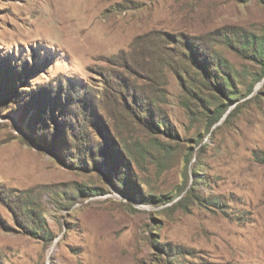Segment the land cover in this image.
<instances>
[{"label": "rangeland", "instance_id": "1", "mask_svg": "<svg viewBox=\"0 0 264 264\" xmlns=\"http://www.w3.org/2000/svg\"><path fill=\"white\" fill-rule=\"evenodd\" d=\"M67 1L0 0V264H264V0Z\"/></svg>", "mask_w": 264, "mask_h": 264}, {"label": "bare ground", "instance_id": "2", "mask_svg": "<svg viewBox=\"0 0 264 264\" xmlns=\"http://www.w3.org/2000/svg\"><path fill=\"white\" fill-rule=\"evenodd\" d=\"M66 0H64V2H65ZM67 2H70V0L69 1H67ZM62 5V4H61ZM63 7V6H62ZM52 21V20H51ZM55 21H56V19H55ZM53 22V21H52ZM60 28V27H59ZM58 29V28H57ZM63 31V30H62ZM62 34H63V32H62Z\"/></svg>", "mask_w": 264, "mask_h": 264}]
</instances>
